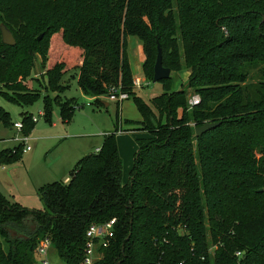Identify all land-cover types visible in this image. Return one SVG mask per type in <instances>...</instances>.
Instances as JSON below:
<instances>
[{
  "label": "trees",
  "instance_id": "1",
  "mask_svg": "<svg viewBox=\"0 0 264 264\" xmlns=\"http://www.w3.org/2000/svg\"><path fill=\"white\" fill-rule=\"evenodd\" d=\"M2 23L16 39L5 44L0 28L6 98L31 105L45 90L43 117L50 120L57 102L68 122L77 101L62 102L63 78L77 70L83 93L100 104L111 85L128 91L149 135L137 139L126 183L117 113L115 130L76 162L68 181L38 188L45 209L0 190V264H36L44 238L64 264H81L90 225L113 218L114 237L95 264H264V0H0ZM129 36L143 44L147 78L160 45L165 67L190 72L186 86L200 103L189 105L187 89L171 91V76L144 101L133 88ZM37 55L46 70L32 91L24 82ZM23 115L28 135L36 122ZM0 121L10 123L2 108ZM207 122L220 124L198 136ZM22 155L18 144L0 161Z\"/></svg>",
  "mask_w": 264,
  "mask_h": 264
},
{
  "label": "rangeland",
  "instance_id": "2",
  "mask_svg": "<svg viewBox=\"0 0 264 264\" xmlns=\"http://www.w3.org/2000/svg\"><path fill=\"white\" fill-rule=\"evenodd\" d=\"M127 51L136 77H141L146 86L136 89V93L146 102L163 92L161 82H153L150 77H146L143 71L145 53L143 44L137 36H129ZM46 70V68H45ZM36 69H33L31 77L24 83L34 91L40 90V81L43 75H35ZM255 71H252L254 74ZM66 81H69L67 88L61 93L62 102L75 99L77 101L76 109L70 119L65 122L61 116V107L57 102L53 103L50 120L44 118L40 113L45 110V90H42L41 96L31 105H21L6 98L0 90V108L9 113L10 123L0 121V153L6 149H13L18 142L15 138L23 136L19 133L14 124L24 121L23 113L39 117V121L33 125L30 130L31 152H24L22 157L11 163L4 164L0 161V186L12 201L20 202L29 209H45L44 202L38 195V187L42 184L57 180H64L70 175L71 169L76 162L83 156L93 153L96 148L101 147L104 142V132L114 131L116 115L122 116L123 133L116 134L117 143L121 158L123 159V183L129 181L130 170L134 164L135 153L138 149L137 139L148 136V132L140 130L141 125L137 123L142 120L134 99L130 98L121 104L110 100L107 95H102L98 99L105 101L100 104L96 98H88L81 90L76 77L77 70L69 71ZM66 74V75H67ZM190 72L186 69L171 72V91L187 89L189 98L199 93L193 89L187 88V80ZM255 76V74H254ZM44 81V80H43ZM49 85L48 76L45 77ZM64 83V82H63ZM66 83V82H65ZM6 91L5 89H2ZM48 93L52 96L57 95V91L49 88ZM109 103V105H106ZM135 121V122H134ZM121 128H118V130ZM67 134H70L69 136ZM145 134V135H144ZM68 137L67 140H58ZM67 147H76L81 153L70 166L67 165ZM33 158V172L30 173L29 163ZM69 164V163H68ZM4 166L6 169H4ZM15 167L14 171L10 170ZM49 259L52 264H64L58 255L56 248L52 245L49 249Z\"/></svg>",
  "mask_w": 264,
  "mask_h": 264
},
{
  "label": "built area",
  "instance_id": "3",
  "mask_svg": "<svg viewBox=\"0 0 264 264\" xmlns=\"http://www.w3.org/2000/svg\"><path fill=\"white\" fill-rule=\"evenodd\" d=\"M149 82H145L144 79L141 77H133V88L134 90L140 89L143 86H146ZM107 97L112 100L116 101L118 104L123 103L124 101L131 98V95L128 91L124 90L120 84L111 85L109 88V92ZM201 97L199 94L193 95L189 98V105H197L200 103ZM40 115H44L42 111ZM39 117L34 116L33 121L37 122ZM14 127L18 130L19 133H23L24 123L17 122L14 124ZM118 132H122L119 130ZM15 140L18 144H22L23 151L27 152L32 149V146L29 143V135L24 134L23 136H17ZM100 148L96 149L99 151ZM115 222L116 219L113 218L107 222L103 223H93L90 225L86 232V249H85V256L83 262L81 264H95L96 260L101 255V249L107 247L111 239L114 237L115 234ZM52 246V242L50 238H44L43 241L39 244L35 252L36 264H52L49 259V249ZM238 256L242 255L241 252L236 253Z\"/></svg>",
  "mask_w": 264,
  "mask_h": 264
},
{
  "label": "water",
  "instance_id": "4",
  "mask_svg": "<svg viewBox=\"0 0 264 264\" xmlns=\"http://www.w3.org/2000/svg\"><path fill=\"white\" fill-rule=\"evenodd\" d=\"M1 34H2V41L7 45H15L16 39L14 37L13 32L7 25L4 23L1 24ZM43 34H41L38 38L42 39ZM35 69H36V75H41L45 73V69L43 67L42 58L40 55H37L36 61H35ZM34 69V70H35ZM171 68L165 67L163 65L162 60V49L161 46L158 45V53L157 58L154 66V76H153V82H161L162 80L168 79L171 76ZM108 105V103H106ZM220 124V122H207L201 126L196 127V134L198 136H201L203 133L217 127Z\"/></svg>",
  "mask_w": 264,
  "mask_h": 264
},
{
  "label": "crops",
  "instance_id": "5",
  "mask_svg": "<svg viewBox=\"0 0 264 264\" xmlns=\"http://www.w3.org/2000/svg\"><path fill=\"white\" fill-rule=\"evenodd\" d=\"M131 67H132V64H131ZM132 73H133V77H136V74H134V71H133V67H132ZM35 75H36V73H35ZM36 76H38V75H36ZM68 76V74L67 75H65L64 76V80L66 81V77ZM86 97H88V98H91L92 96H88V95H86ZM92 98H94V97H92ZM108 105H109V103H108ZM120 117H121V120H120V123H119V128H121V129H119V130H122L123 129V127H122V125H123V118H122V116L120 115ZM126 120V119H125ZM124 120V121H125ZM39 121V120H38ZM37 121V122H38ZM36 122V123H37ZM15 128V127H14ZM110 132H113V131H105L104 132V134H103V136H105V134H107V133H110ZM118 133H123V131L122 132H118ZM30 135V134H29ZM68 136L70 135V134H67ZM145 135V134H144ZM59 138H58V140H62L61 141V143L60 144H62L63 143V141L64 140H67L68 139V137H65V139H62L63 138V136H58ZM30 138V140H29V143L31 142V137H29ZM31 144V143H30ZM138 147V146H137ZM98 148H100V147H98ZM98 148H96V149H98ZM33 150V148L30 150V151H27V152H31ZM120 151V150H119ZM80 151L76 148V147H74V148H70V147H67V165L66 166H70V163H73L78 157H80L79 155H80ZM82 158V157H81ZM69 163V164H68ZM13 168H15V167H11L10 168V170L12 171H14L15 169H13ZM29 168H30V173L31 172H33V158H32V161H31V163H29ZM4 169H6V167L4 166ZM64 180L65 181H68L69 180V176H67L66 178H64ZM46 184V183H45ZM40 186H42V184L40 185ZM39 186V187H40ZM38 187V188H39ZM3 188L0 186V190L7 196V194L2 190ZM12 196H14V195H11L10 197H12ZM9 199H10V197L9 196H7ZM11 200V199H10ZM12 201V200H11ZM20 203V202H19Z\"/></svg>",
  "mask_w": 264,
  "mask_h": 264
}]
</instances>
